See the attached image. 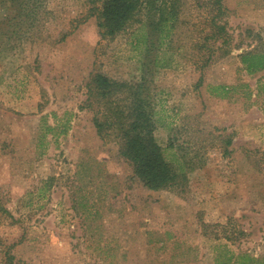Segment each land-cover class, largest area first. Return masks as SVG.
<instances>
[{
	"label": "rangeland",
	"instance_id": "1",
	"mask_svg": "<svg viewBox=\"0 0 264 264\" xmlns=\"http://www.w3.org/2000/svg\"><path fill=\"white\" fill-rule=\"evenodd\" d=\"M226 5L237 48L200 70L190 26L175 38L187 43L180 65L159 69L137 44L141 25L102 39L92 0H0V264L264 257V71L250 75L241 59L264 50V0ZM196 11L184 20L203 22ZM97 73L149 95L185 185L148 189L119 142L99 136L98 106L86 108ZM221 85L227 97L213 92Z\"/></svg>",
	"mask_w": 264,
	"mask_h": 264
},
{
	"label": "trees",
	"instance_id": "2",
	"mask_svg": "<svg viewBox=\"0 0 264 264\" xmlns=\"http://www.w3.org/2000/svg\"><path fill=\"white\" fill-rule=\"evenodd\" d=\"M195 1L196 5H188V0H92L91 16L96 18L102 39L115 38L134 24L141 25L137 29L141 33L136 38L137 44L143 45L147 52H155L154 64L159 69H172L180 65L178 56H182L187 43L178 45L175 38L184 25L190 26L193 43L188 49L192 50L194 64L202 70L219 55L226 57L237 47L229 30L231 11L226 0ZM187 9L203 10L204 21H185L183 17ZM198 11L195 20L200 16ZM241 59L250 75L264 71V50L244 51ZM259 90H264L262 82ZM229 91L228 87L221 85L215 87L213 92L224 98ZM88 94L86 108L98 106L94 121L99 136L119 142L122 157L133 167L135 175L145 187L160 191L176 189L187 183L186 174L168 159L157 141L154 108L141 86L97 73L92 77ZM68 129L66 126L61 133L66 134ZM47 131L56 135V127L48 126ZM1 210L6 209L1 206ZM232 262L264 264V257L248 253L236 256L232 253L224 264Z\"/></svg>",
	"mask_w": 264,
	"mask_h": 264
}]
</instances>
